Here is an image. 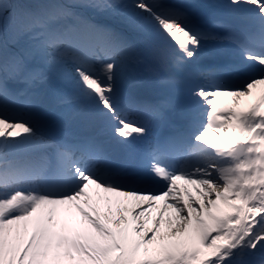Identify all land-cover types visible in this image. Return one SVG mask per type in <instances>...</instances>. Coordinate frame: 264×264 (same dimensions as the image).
<instances>
[{
	"label": "snow or ice",
	"instance_id": "obj_1",
	"mask_svg": "<svg viewBox=\"0 0 264 264\" xmlns=\"http://www.w3.org/2000/svg\"><path fill=\"white\" fill-rule=\"evenodd\" d=\"M0 264H264V0H0Z\"/></svg>",
	"mask_w": 264,
	"mask_h": 264
},
{
	"label": "rangeland",
	"instance_id": "obj_2",
	"mask_svg": "<svg viewBox=\"0 0 264 264\" xmlns=\"http://www.w3.org/2000/svg\"><path fill=\"white\" fill-rule=\"evenodd\" d=\"M8 2L12 4H16V3L24 2V0H8Z\"/></svg>",
	"mask_w": 264,
	"mask_h": 264
}]
</instances>
